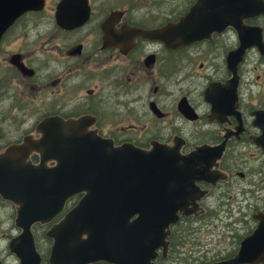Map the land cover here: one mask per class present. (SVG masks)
Instances as JSON below:
<instances>
[{"label": "flooded vegetation", "instance_id": "1", "mask_svg": "<svg viewBox=\"0 0 264 264\" xmlns=\"http://www.w3.org/2000/svg\"><path fill=\"white\" fill-rule=\"evenodd\" d=\"M10 1L28 8L0 33V152L57 131L44 124L49 118L81 117L85 130L113 146L156 143L181 155L208 147L214 158H202L211 164L192 180L194 212H177L151 263L233 258L264 215V15L243 18L242 35L227 25L166 45L150 34L195 0ZM25 160L38 164L39 153ZM78 196L47 221H31L29 234L22 227L30 216L17 224L14 204L0 198L7 208L0 209V264H51L46 231Z\"/></svg>", "mask_w": 264, "mask_h": 264}, {"label": "water", "instance_id": "2", "mask_svg": "<svg viewBox=\"0 0 264 264\" xmlns=\"http://www.w3.org/2000/svg\"><path fill=\"white\" fill-rule=\"evenodd\" d=\"M26 8L21 1L0 0V33ZM257 14L264 15L263 0H195L176 22L150 36L166 45L186 44L227 25L242 35L246 29L241 20ZM48 123L58 130L42 132L35 141L25 137L0 152V198L14 204L17 224L20 217L30 216L22 234H29L31 221H47L67 197L79 194L73 207L46 231L53 239L51 264H152L155 250L165 249L163 240L177 212H194L192 180L211 164L201 159L214 158L208 147L181 155L156 143L145 150L113 146L85 130L83 117L49 118ZM31 150L39 153L38 164L25 160ZM48 159L55 163L46 166ZM255 218L257 225L240 241L234 257L211 264L264 263V215Z\"/></svg>", "mask_w": 264, "mask_h": 264}, {"label": "rangeland", "instance_id": "3", "mask_svg": "<svg viewBox=\"0 0 264 264\" xmlns=\"http://www.w3.org/2000/svg\"><path fill=\"white\" fill-rule=\"evenodd\" d=\"M0 209H7V208L0 203Z\"/></svg>", "mask_w": 264, "mask_h": 264}, {"label": "trees", "instance_id": "4", "mask_svg": "<svg viewBox=\"0 0 264 264\" xmlns=\"http://www.w3.org/2000/svg\"><path fill=\"white\" fill-rule=\"evenodd\" d=\"M172 247H173V245H172Z\"/></svg>", "mask_w": 264, "mask_h": 264}]
</instances>
